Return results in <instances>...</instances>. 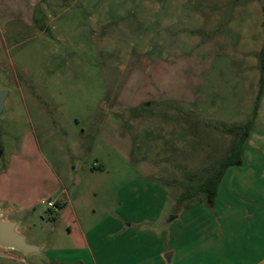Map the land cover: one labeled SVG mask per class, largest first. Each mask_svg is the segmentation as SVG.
I'll list each match as a JSON object with an SVG mask.
<instances>
[{"label": "rangeland", "instance_id": "1", "mask_svg": "<svg viewBox=\"0 0 264 264\" xmlns=\"http://www.w3.org/2000/svg\"><path fill=\"white\" fill-rule=\"evenodd\" d=\"M257 2L263 4L43 0L38 21L6 37L3 61L12 62L6 77L15 100H25L20 115L59 175L83 178L85 171H99L92 167L101 152L104 177L126 181L133 176L126 163L137 169L139 163L141 170L156 157V168L170 170L166 211L171 217L181 211L171 219V231L187 227L193 237L197 230L203 242L211 240L212 248L191 246V256L217 264L264 259V73L256 57L264 31ZM27 3L0 0V11L14 15L20 5L25 16L32 8ZM6 113L8 104L0 113V135ZM232 123L250 126L242 164L226 169L214 205L202 199L181 208V182L187 173L211 171L210 159L223 154L231 138L221 125ZM0 264L58 261L46 259L45 251L25 255L0 246Z\"/></svg>", "mask_w": 264, "mask_h": 264}, {"label": "crops", "instance_id": "2", "mask_svg": "<svg viewBox=\"0 0 264 264\" xmlns=\"http://www.w3.org/2000/svg\"><path fill=\"white\" fill-rule=\"evenodd\" d=\"M27 1L32 8L25 16L20 5L16 6L14 15L0 11V89L8 92L4 109L7 104L10 106L0 135L2 216L17 219L18 230L26 240L41 245L46 259L57 260L58 264H217L213 258L191 256L196 253L191 246L199 244L207 248L208 244L212 248L211 240L203 242L206 238L197 230L193 237L187 227L171 231V219H177L181 211L173 217L170 210L166 211L169 198L166 185L170 183L167 171L170 170L165 171L164 164L156 168V157L140 166L141 170L139 163L138 169L126 163L124 169L133 171V176L126 181L123 177L117 178L120 180L104 177L107 169L101 152H98L100 159L93 162L95 168L92 167L99 171H85L83 178L59 175L42 149L33 126L20 115L25 100H15L6 77L12 62L10 58L8 62L3 61L7 34L19 31L20 25L31 26L34 20L38 21L35 12L37 6L43 5V0H24L28 6ZM260 3L257 5L262 9L264 20V0L261 6ZM8 25H12L10 29ZM258 54L256 52L257 58ZM259 83L263 81L259 79ZM182 126L186 128L185 123ZM160 160L166 161L164 157ZM158 169L162 170L161 175L156 174ZM44 200L54 201L57 208L47 207L42 203ZM254 238L258 246L260 233L256 231ZM263 260L248 258L243 264H263Z\"/></svg>", "mask_w": 264, "mask_h": 264}, {"label": "trees", "instance_id": "3", "mask_svg": "<svg viewBox=\"0 0 264 264\" xmlns=\"http://www.w3.org/2000/svg\"><path fill=\"white\" fill-rule=\"evenodd\" d=\"M262 25L264 28V20ZM259 60L261 72L264 73V44L259 52ZM221 126H223L221 127V131L228 134L229 137L231 136L227 146L221 151L223 154L225 153V155L219 152L220 154L216 157L217 159L214 161L210 159L211 163H209L208 166L211 171L207 174L201 176L202 172L198 173L196 171L190 172L189 174L187 173L184 182H181V186L184 188L180 197L176 198L178 199V202L182 197L183 200H185L182 202V205H180L181 207L189 208L195 203L201 202L202 199L208 207H211L214 203L218 186L226 169L230 166L241 165L243 162L242 151L244 142L249 136V124L232 123ZM199 193H201L202 197L199 196Z\"/></svg>", "mask_w": 264, "mask_h": 264}, {"label": "water", "instance_id": "4", "mask_svg": "<svg viewBox=\"0 0 264 264\" xmlns=\"http://www.w3.org/2000/svg\"><path fill=\"white\" fill-rule=\"evenodd\" d=\"M7 93V90L0 89V113L4 109ZM18 223L17 219L4 218L0 209V246L20 251L25 255H43L42 246L27 242L24 234L18 230Z\"/></svg>", "mask_w": 264, "mask_h": 264}, {"label": "built area", "instance_id": "5", "mask_svg": "<svg viewBox=\"0 0 264 264\" xmlns=\"http://www.w3.org/2000/svg\"><path fill=\"white\" fill-rule=\"evenodd\" d=\"M93 166H96V163H93ZM42 203H44L49 208H52V209L57 208V206L55 205V202L52 200H44V201H42Z\"/></svg>", "mask_w": 264, "mask_h": 264}]
</instances>
